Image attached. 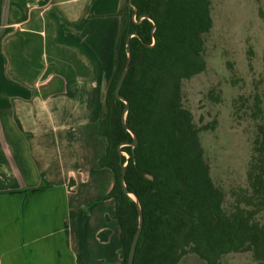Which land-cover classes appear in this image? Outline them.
<instances>
[{"label":"trees","instance_id":"trees-1","mask_svg":"<svg viewBox=\"0 0 264 264\" xmlns=\"http://www.w3.org/2000/svg\"><path fill=\"white\" fill-rule=\"evenodd\" d=\"M212 2L132 0L136 20L128 0L118 11L112 69L97 118L104 152L94 167H107L112 174L106 197L113 199L119 264L126 263L137 225L136 205L119 183L124 161V182L138 198L142 215L132 264H178L188 252L205 264H222L225 255L243 251L264 264V224L257 219L264 206V126H258L252 142L246 184L228 198L204 155L201 127L183 102L184 81L206 68L204 37L213 27ZM131 33L136 35L129 39L130 61L119 94L128 103L125 123L137 138L133 148L121 145L132 138L120 121L124 103L114 97L126 59V36ZM213 94L209 89L208 96ZM251 109L264 113V93ZM119 145L126 158L118 153ZM108 234L104 229L98 238Z\"/></svg>","mask_w":264,"mask_h":264},{"label":"crops","instance_id":"crops-1","mask_svg":"<svg viewBox=\"0 0 264 264\" xmlns=\"http://www.w3.org/2000/svg\"><path fill=\"white\" fill-rule=\"evenodd\" d=\"M122 3L0 0V264L104 262L79 187L98 205L112 183L94 164Z\"/></svg>","mask_w":264,"mask_h":264},{"label":"rangeland","instance_id":"rangeland-1","mask_svg":"<svg viewBox=\"0 0 264 264\" xmlns=\"http://www.w3.org/2000/svg\"><path fill=\"white\" fill-rule=\"evenodd\" d=\"M211 14L213 27L204 37L206 68L199 76L184 81L183 102L201 127L199 140L212 176L229 198L246 184L252 142L258 126H264V113L251 109L254 100L264 93V0H213ZM209 89L215 91L213 96L217 100L208 96ZM79 193L87 201L84 204L94 221L109 231L103 244V264H116L119 240L112 197L89 205L91 195L87 187H79ZM104 214L109 216L105 218ZM258 216L264 223V207ZM84 224L88 227L89 217ZM221 262L258 264L250 251L229 253ZM178 264L205 262L188 253Z\"/></svg>","mask_w":264,"mask_h":264},{"label":"water","instance_id":"water-1","mask_svg":"<svg viewBox=\"0 0 264 264\" xmlns=\"http://www.w3.org/2000/svg\"><path fill=\"white\" fill-rule=\"evenodd\" d=\"M128 7L132 8V10H133V13L131 15V18L133 20L134 13H135V7L132 4V0H128ZM143 17H147V16L142 15L140 18H143ZM153 27H154V24H153ZM133 35H136V34L135 33H131V34H128L126 36V40H125L126 59H125V63H124L123 69H122V71L120 73L119 79H118V81L116 83V86H115V89H114V97L116 99L121 100L124 103V107H123V110H122V113H121V116H120L121 124H122L123 128L125 129V131H127L130 134L131 138H132L131 142L124 143V144H121V145H129L131 148H133L136 145L137 138H136V135L132 132V130L125 123V116H126V112H127L128 103L124 99V97L119 94V89H120V86L122 84V81H123V79L125 77V74L127 72L128 66H129V61H130L129 39ZM153 42H154V39L152 38V43ZM121 145H119L117 147L118 153L122 154L126 158L127 157L126 153L125 152H121L119 150V147ZM125 164H126V162L124 161L120 165V178H119V183H120V186H121L123 192L126 194V196L135 203L136 210H137V225H136V230H135V232L133 234V237L131 239V242H130V245H129L128 254H127V259H126V263H125V264H132V259H133V254H134L136 242L138 240L139 232H140V229H141L142 215H141V207H140V203H139L138 198L136 197V195L134 193L128 191L127 188H126V185H125V182H124ZM146 176L148 178H150V176H148V175H146Z\"/></svg>","mask_w":264,"mask_h":264},{"label":"flooded vegetation","instance_id":"flooded-vegetation-1","mask_svg":"<svg viewBox=\"0 0 264 264\" xmlns=\"http://www.w3.org/2000/svg\"><path fill=\"white\" fill-rule=\"evenodd\" d=\"M263 207H264V206H263ZM263 207L260 208V210H259L258 213H257V217H258L257 219H258L261 223H263V222L261 221V219H260V217H259L258 215H259L260 211L263 209ZM263 224H264V223H263ZM188 253H190V252H188ZM188 253H185V254H188ZM185 254H184V255H185ZM191 254H194V253H191ZM184 255H183V256H184ZM194 255H195V254H194ZM195 256H197V255H195ZM197 257H198V256H197ZM198 258H199V257H198ZM180 259H181V258H180ZM201 260H202V259H201Z\"/></svg>","mask_w":264,"mask_h":264}]
</instances>
